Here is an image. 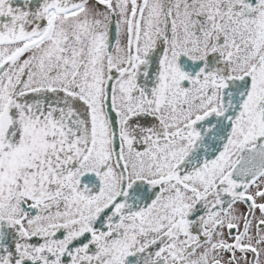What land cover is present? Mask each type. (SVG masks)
I'll return each mask as SVG.
<instances>
[{
	"label": "snow or ice",
	"instance_id": "obj_1",
	"mask_svg": "<svg viewBox=\"0 0 264 264\" xmlns=\"http://www.w3.org/2000/svg\"><path fill=\"white\" fill-rule=\"evenodd\" d=\"M0 264H264V0H0Z\"/></svg>",
	"mask_w": 264,
	"mask_h": 264
}]
</instances>
